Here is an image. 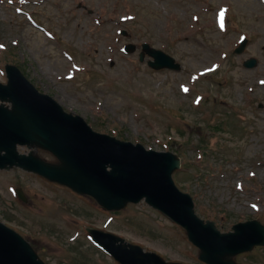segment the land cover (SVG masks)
<instances>
[{"label":"rangeland","instance_id":"rangeland-1","mask_svg":"<svg viewBox=\"0 0 264 264\" xmlns=\"http://www.w3.org/2000/svg\"><path fill=\"white\" fill-rule=\"evenodd\" d=\"M243 36L248 43L238 55ZM143 42L181 68L139 61ZM127 43L136 51L125 53ZM0 45L1 82L4 64H15L94 130L180 156L173 178L200 218L221 232L250 219L264 224V0H0ZM248 57L257 65L245 67ZM0 221L48 264H117L86 227L166 260L206 264L185 231L144 201L105 210L18 167L0 170ZM233 260L264 264V246Z\"/></svg>","mask_w":264,"mask_h":264},{"label":"water","instance_id":"water-1","mask_svg":"<svg viewBox=\"0 0 264 264\" xmlns=\"http://www.w3.org/2000/svg\"><path fill=\"white\" fill-rule=\"evenodd\" d=\"M245 42L235 51L241 52ZM142 47L140 59L144 52L154 57L148 61L150 66L180 68L163 51L146 43ZM134 48L126 46L128 51ZM255 64V59L244 62L247 67ZM5 69L8 80L0 83V100L10 102L11 108L0 104V167L17 165L33 171L93 196L107 209H121L144 197L185 227L201 249L200 258L211 264H234L232 255L264 244V226L256 220L234 225V232L220 233L212 221L204 224L195 215L190 195L180 191L172 179V172L180 165L177 155L96 132L81 116L65 112L52 97L39 92L15 65L6 64ZM17 144L48 150L58 161H45L32 151L21 154ZM94 231V239L122 264H182L166 262L136 245L130 252L121 244L115 245L117 236ZM0 264L45 263L20 235L0 222Z\"/></svg>","mask_w":264,"mask_h":264},{"label":"snow or ice","instance_id":"snow-or-ice-1","mask_svg":"<svg viewBox=\"0 0 264 264\" xmlns=\"http://www.w3.org/2000/svg\"><path fill=\"white\" fill-rule=\"evenodd\" d=\"M0 47H3V45H0ZM184 91H187V89L185 88Z\"/></svg>","mask_w":264,"mask_h":264}]
</instances>
